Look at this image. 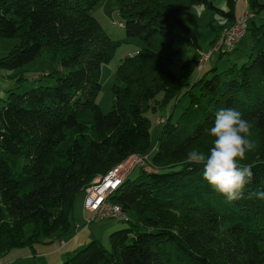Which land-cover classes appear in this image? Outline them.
I'll return each mask as SVG.
<instances>
[{"label":"trees","instance_id":"trees-1","mask_svg":"<svg viewBox=\"0 0 264 264\" xmlns=\"http://www.w3.org/2000/svg\"><path fill=\"white\" fill-rule=\"evenodd\" d=\"M97 1L0 0V37L16 38L0 56L1 69H15L43 52L59 54L56 68L37 75L38 84L21 93L11 84L0 97V259L41 237L67 233L74 197L91 179L130 154L150 151L144 115L149 99L161 91L152 108L166 105L185 89L189 100L177 119L162 121L150 158L154 167H138L134 178L127 174L110 196L134 219H120L127 225L111 230L107 244L91 237L55 263L264 264L258 246L264 241V200L249 198L264 191V16L254 20L263 0H246V60L209 68L193 81L197 57L186 59L179 73L170 68L181 50L174 46L180 12L202 5L219 13L223 24L213 43L236 18L237 0H225V9L211 0H116L125 35L145 45L118 65L107 112L95 99L99 67L119 41L90 14ZM191 42L198 46L193 36ZM229 107L250 122L256 144L244 161L253 165L252 180L232 202L203 179L202 166L183 163L193 148L208 151L215 114ZM25 224L31 226L26 238Z\"/></svg>","mask_w":264,"mask_h":264},{"label":"rangeland","instance_id":"rangeland-1","mask_svg":"<svg viewBox=\"0 0 264 264\" xmlns=\"http://www.w3.org/2000/svg\"><path fill=\"white\" fill-rule=\"evenodd\" d=\"M211 1L218 8L225 9L226 7L225 0ZM118 6L119 5L116 0H98L89 11L90 14L93 15L94 18L98 21L101 27H103L109 37L119 41V45L115 48L113 56L108 60V62L101 63L99 67L100 88L96 93L95 99L102 112H107L111 108V87L113 84L117 83L116 69L118 65L124 58L129 56L131 52L135 54L137 50L145 45L143 40H141L139 37H127L125 35V31L122 27V24L120 22L121 19L118 14ZM248 13H251L249 9ZM262 16H264V8L257 14L256 17H254L255 22L259 23V18ZM180 18L182 19V24L175 27L177 38L174 42V46L175 48H180L181 50L176 53L174 61L170 66L171 70L174 73L180 72L181 65L186 59L197 57L198 52L196 51V47H194L193 43L191 42V37L193 36L197 40L198 46L202 50H206L210 48L212 44L218 39L219 36L212 43L213 39L216 37L215 29H218L219 26L223 24V19L221 15H219V13L214 10H210L202 5H193L189 9L181 11ZM250 21L251 18H248L247 26H249ZM219 33H221V31ZM15 42L16 38L0 37V56L5 55L9 48H11V46ZM154 43L156 44V40L154 41ZM250 46L251 34L249 30L246 29L245 33L236 42L234 48L231 51L223 50L224 52L221 55L217 51L213 52L211 57L212 63L210 64L209 62L205 66L203 72L212 67H215L217 71L223 70L233 63H235L236 65H240L246 60L247 54L250 50ZM198 50L201 51L200 49ZM58 57V53H54L51 56V54L46 55L45 52H43L40 56L35 57L34 59L18 66L15 69L8 70L0 68V73H10L11 78L9 80H11L10 83L12 84V87L14 85L17 86L16 88H14V91L17 93H21L39 83L37 81L38 74L45 73L56 68ZM199 69L200 64L195 69V71ZM200 74H202V72L199 73L198 76ZM18 76L21 77L17 82H15L13 78ZM192 91L196 92L195 87L192 89ZM181 93L182 94L179 98L172 100L166 105H156L154 108H152V105H154L156 101H160L163 93L159 91L153 99H149L148 101L151 106L144 112V115L149 120V138L151 142L149 158H151L154 152L153 149L156 146V141L162 125V121L170 116L171 121L174 122L188 103L189 97L188 94L185 93V89H183ZM4 96L5 94L2 93L0 97L3 98ZM138 172L139 168H134L128 173L127 176L128 178H134L138 174ZM80 193L81 192L77 193V197L80 196ZM127 214L130 218L134 219L132 211H127ZM88 217L89 214L87 212H82V204L75 199V201H73L72 203V208L68 216V222L72 224V220H75V222L78 224V227H74L73 230H83L82 235H88L90 232H96L97 235H95L96 237H94L103 244H107L108 234L111 230L118 229L127 225V222L119 221L120 219H103L89 221L86 224L88 226L82 228V222H84L85 218ZM81 223L82 225H80ZM110 223H114L116 226L105 233L106 224ZM30 230L31 226L29 224H25L23 226L22 232L24 238H26L30 234ZM52 237V235L47 239L46 237H41V241L34 242L31 245H22L21 247L13 248L6 253V257L10 258L12 264H56L57 262L63 260L65 257L69 256L72 251L64 253L63 249L59 250L58 253L61 256H58L56 260L50 259L48 257L44 258L40 252H43L48 247H52V245L54 244V241L51 239ZM88 240L89 239H87V241ZM258 246L259 248L264 250V241H259ZM75 248L77 249L79 247ZM35 256H37L38 258Z\"/></svg>","mask_w":264,"mask_h":264},{"label":"clouds","instance_id":"clouds-1","mask_svg":"<svg viewBox=\"0 0 264 264\" xmlns=\"http://www.w3.org/2000/svg\"><path fill=\"white\" fill-rule=\"evenodd\" d=\"M209 135L213 139L208 151L193 148L187 151L183 163L202 166L203 179L228 202L240 200L253 177V165L244 163L246 154L256 148L251 139V124L239 110L221 108L215 114ZM252 197L264 200V191L249 193Z\"/></svg>","mask_w":264,"mask_h":264},{"label":"built area","instance_id":"built-area-1","mask_svg":"<svg viewBox=\"0 0 264 264\" xmlns=\"http://www.w3.org/2000/svg\"><path fill=\"white\" fill-rule=\"evenodd\" d=\"M250 16V13L237 15L230 26L221 30L218 39L210 48L198 50L199 62L209 59L215 51H231L236 42L245 33L247 19ZM137 167L145 169L154 167L149 158V151L130 154L121 162L109 168L104 174L97 175L91 179L90 183L82 191V211L89 214V217L84 220L85 225L93 220L127 219V215L123 212L121 206L111 201L110 196L118 188L124 177ZM62 244L61 240L58 241V245ZM0 264H11V262L0 259Z\"/></svg>","mask_w":264,"mask_h":264},{"label":"crops","instance_id":"crops-1","mask_svg":"<svg viewBox=\"0 0 264 264\" xmlns=\"http://www.w3.org/2000/svg\"><path fill=\"white\" fill-rule=\"evenodd\" d=\"M236 8H237L236 16L248 13V7L246 4V0H237V7ZM198 49H201V48L199 46H197L196 47L197 52H198ZM132 54L133 53L131 52L129 55H132ZM211 57H212V55H211ZM211 57L203 63L199 62L200 69L197 71H195V70L193 71V73L191 74V77H190L191 81L195 80L196 77L198 76V74L204 71L205 66L209 62H210V64L212 63ZM197 58H198V54H197ZM10 76H11L10 73H8V74L7 73H4V74L0 73V96L2 93H4L5 87L11 85V83H10L11 80H9L11 78ZM82 196H83L82 192L80 193V196H78V197L76 194L73 201H75V199H76V201L78 200L82 204ZM82 223H83L82 228L88 226V225H85L84 222H82ZM82 223L80 225H82ZM77 225L78 224L75 222V220H72V224L69 223V225H68V232L67 233H65L59 237H52L51 239L54 241V244L52 245V247H50V248L48 247L43 252H40L43 255V257L44 258L48 257L50 259L56 260L58 256H61L58 253L59 250L63 249L64 253H68L69 251L75 249V247H79L78 245H80V244L82 245L83 243H85L87 241V239H90L91 237H94L95 235H97L96 232H90L88 235H86V234L82 235L83 230H73L74 227L75 228L78 227ZM115 226L116 225L114 223L106 224L105 233H107L110 229H113ZM60 240L63 242L62 245H58V241H60ZM6 255L7 254H5L1 260H6V261L11 262L10 258H7ZM35 257H37V256H35ZM11 264H12V262H11Z\"/></svg>","mask_w":264,"mask_h":264}]
</instances>
